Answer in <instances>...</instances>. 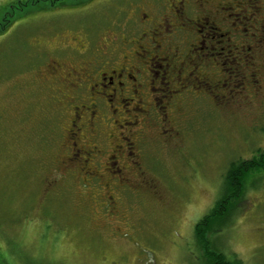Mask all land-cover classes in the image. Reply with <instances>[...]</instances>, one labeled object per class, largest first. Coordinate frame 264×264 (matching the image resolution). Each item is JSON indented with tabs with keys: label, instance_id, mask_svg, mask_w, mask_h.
<instances>
[{
	"label": "rangeland",
	"instance_id": "rangeland-1",
	"mask_svg": "<svg viewBox=\"0 0 264 264\" xmlns=\"http://www.w3.org/2000/svg\"><path fill=\"white\" fill-rule=\"evenodd\" d=\"M211 2L225 38L252 46L232 52L239 62L224 75L192 51L205 32L185 28L182 17L166 27L170 0H0V264H210L195 226L222 196L232 164L264 151V0ZM16 11L21 18L3 24ZM234 13L247 16L243 24ZM90 42L92 52L79 54ZM138 42L170 48L160 57L179 56L191 75L168 69L162 80L163 61L150 84L155 68ZM93 59L139 69L140 102L124 134L105 124L108 102L89 99L92 109L76 118L79 92L51 81V63L79 70ZM78 150L85 153L75 159ZM244 186L211 247L234 264H264V167L250 170Z\"/></svg>",
	"mask_w": 264,
	"mask_h": 264
},
{
	"label": "flooded vegetation",
	"instance_id": "flooded-vegetation-1",
	"mask_svg": "<svg viewBox=\"0 0 264 264\" xmlns=\"http://www.w3.org/2000/svg\"><path fill=\"white\" fill-rule=\"evenodd\" d=\"M86 1L90 2L92 0H86ZM170 1H171V5L169 6L171 8L170 14L169 16H166L165 18H163V21L168 22L166 27L172 26V24H169L171 20H175V19L178 20L180 17H182L186 21L180 24H183L184 26H186L185 28L189 27L190 29H194L196 32H199L200 34H203L205 32V34L202 35V39L197 38L195 39L196 43L195 42L191 43L192 51L195 54H197L196 55L197 60L205 61V60L211 59L212 60L211 62L216 60L217 64L221 67L220 74L224 75L225 72H222V70L225 71L226 69H227L226 71L231 73L233 71V67H232L233 62L234 61L239 62L238 58L240 57L236 55H231L232 52H234L235 49L239 50V49L246 48L247 45L242 44L241 48L240 46L238 47L237 44H235L236 43L235 40L232 39L233 36L229 33L228 34L231 35V37L225 38V33H222V28L220 27L221 25L219 24L220 21L219 23L217 21L219 17V11H218L217 4L212 3L211 2L212 0H170ZM226 8L227 10H229V6H226V5H223L221 9L223 12L227 13V11H225ZM234 14H237L239 21L243 24L242 20L243 18L245 19L247 16L242 15L241 13H234ZM230 15L231 14H228V17ZM228 17L225 18V21L227 20L226 25L230 26L231 23H229L230 20L228 19ZM144 18L147 19L148 28H151L154 26L152 24L153 18L148 19L149 15L146 13L144 14ZM235 23L237 24L236 21ZM261 26L263 27L264 25H261ZM143 35L147 36V32L146 33L143 32L142 36ZM154 35H156V33H154ZM94 40L95 39H93V41L91 40L92 46L94 44ZM152 40H153V37L148 38V41H152ZM91 42L87 43L85 49L78 53L81 55L91 53L92 52L91 51L92 46L90 47ZM100 44H101V41H98L96 44H94V46L96 47L94 52L98 53L94 56H96L97 58H101L102 54L105 55V51L103 49H100L99 47L101 46ZM103 46L106 47L105 44H103ZM137 47L141 49L140 50L141 53H146V55L148 56L149 62H151L150 64L153 65V67L155 68V69H152L153 77L152 75L150 76L151 78L150 84H152L157 79V77L159 78L160 76L159 74L161 73L162 68L164 66L163 61L164 62L168 61V62L165 64L167 69H163V73L161 75L162 77H160L162 80L166 79V76L168 74V69H171V73L176 74L177 77L179 78L182 77V74L191 75V73H188L187 71L184 72L185 71L184 66H183L184 62L178 61L179 56L170 54V57L168 56L160 57V55L168 53L170 51V48H162L160 45H158L156 49L158 50L157 53H159V56H157V54L153 56V54L156 52V49L154 47L145 48L139 42L137 44ZM226 47L229 48L230 55L225 56L223 59L217 58L218 56L224 54V50ZM247 48L248 49L252 48V46L248 45ZM237 52H240L239 54L242 53L241 50ZM141 53H136L138 56L136 57L137 59L143 56ZM173 55L175 56L174 60H173V57H174ZM93 60L82 61L79 64V70L73 69V67H70V69H68L66 67V64L53 62L51 63V68H50L51 81L53 82V84L54 83L63 84L64 86H66V88H68L66 90L70 89L72 91L79 92L78 96L81 102L79 104H76L75 106H72V109H71V112L78 111L76 115H74L76 116V118L81 119L83 115L87 116L88 110L92 109L93 104H90V105L87 104L89 99L94 100L97 103L96 107H98V104H100V102H108L109 103L108 112L111 114V117H108L106 119L105 124L111 125L114 127L123 128L122 130L123 132L121 133L124 134L126 128L130 124H132V122L126 120L127 118L126 115H130L134 113V111L136 110L135 108L137 107V105L136 104L133 105L132 102L134 101L140 102L139 100H136V96L139 92L138 87H141L143 84L138 83L136 85L135 82H137L138 79H136L134 75V73H137L139 69L136 66H130L128 64H119L117 62H112V61L102 62V61H98L97 59H95L94 61ZM111 63H116V65L118 64V66L114 67L115 65ZM213 64L215 65V63ZM83 65H86V67H84ZM64 68H65V75H64L65 77L61 75V70ZM196 69L197 68H194V70ZM78 71L81 72L82 77L77 76L79 74ZM68 76L76 77V78L69 79ZM46 80L48 81L47 77H46ZM226 86L229 87V85H226ZM82 88L86 89L84 90L85 96H86L85 98L83 97V94H82L83 91H81ZM93 113L95 114V111L90 112L89 114L92 115ZM118 113H120L122 117L119 119H115L116 114ZM93 117L94 118H90V120L93 121L95 119V115H93ZM104 121L102 122V124L104 123ZM74 122L75 121L72 120V123ZM93 123L100 124L101 122H93ZM73 125H75V123ZM82 125H83V122H81L80 127ZM80 129L81 128H79L78 131ZM73 135L75 136V138L78 139L76 133H73ZM126 138H128L127 135L122 136V139H126ZM74 146H77L76 142H74V145L72 143V147H71L72 150H74ZM87 151H88L86 152L87 155L89 153L91 154L93 153V151L91 150H87ZM126 151L127 150L124 147H123V151L117 149L115 153H113L110 156V159H112L113 157L121 156ZM82 153H85V150H81L80 155L74 154L75 159L76 157H80ZM78 159H81V158H78ZM82 161H83L84 166L87 165V159L83 158V160H81L79 163H82ZM84 169L83 171H85V173L87 174L90 173L89 170H86V169L84 170ZM117 170L119 171V173L122 171L121 168H118Z\"/></svg>",
	"mask_w": 264,
	"mask_h": 264
},
{
	"label": "trees",
	"instance_id": "trees-1",
	"mask_svg": "<svg viewBox=\"0 0 264 264\" xmlns=\"http://www.w3.org/2000/svg\"><path fill=\"white\" fill-rule=\"evenodd\" d=\"M20 1V0H19ZM15 3V2H10ZM14 8L16 6H13ZM18 9H21L19 6ZM41 10V9H40ZM21 18L16 12L6 17L3 24L8 21V24L14 20ZM6 25V24H5ZM3 31L1 28L0 32ZM264 167V151L251 160L234 162L226 175V188L222 196L216 201L213 208L207 213L195 226V237L203 246L205 255L210 264H234L227 260L226 254L220 250H215L211 247V237L215 233L220 232L231 223L230 217L235 213L238 204L237 201L244 195V180L250 170L260 169ZM237 204V205H236ZM227 218V224L220 223V218ZM225 225V226H224ZM223 226V227H222ZM228 228V227H227Z\"/></svg>",
	"mask_w": 264,
	"mask_h": 264
}]
</instances>
